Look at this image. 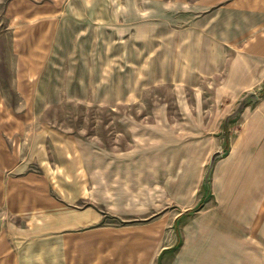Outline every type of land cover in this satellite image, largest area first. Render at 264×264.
Instances as JSON below:
<instances>
[{
  "label": "rangeland",
  "instance_id": "rangeland-1",
  "mask_svg": "<svg viewBox=\"0 0 264 264\" xmlns=\"http://www.w3.org/2000/svg\"><path fill=\"white\" fill-rule=\"evenodd\" d=\"M263 36L264 0H0V264H264Z\"/></svg>",
  "mask_w": 264,
  "mask_h": 264
},
{
  "label": "crops",
  "instance_id": "crops-1",
  "mask_svg": "<svg viewBox=\"0 0 264 264\" xmlns=\"http://www.w3.org/2000/svg\"><path fill=\"white\" fill-rule=\"evenodd\" d=\"M260 9H258L259 11ZM257 11V10H255ZM264 38V36H263ZM207 47V59L208 61H211L213 58H215V40L213 39L212 41L207 42L206 44ZM251 52L248 53L247 50V45H245V51L243 52L241 50V47H238V52H237V68L235 73H233V78L232 80H237L239 81V85L241 90H246V89H253L258 86H262L264 84V43L262 42H257V40L254 41L253 47H251ZM202 52V51H201ZM208 63H212L208 62ZM239 91V90H238ZM262 94H264V87L262 88L261 91ZM251 110H246L244 112V116L246 117L245 123L249 124L250 126H254V142L255 144H260L264 145V133L262 130H264V99L261 100L258 106L254 109V113L251 114ZM228 141V142H227ZM245 142L243 138L239 139L238 141H235V147L240 145V143ZM247 144V141L245 142ZM226 144L229 145V138L226 140ZM245 146V144H244ZM234 149L232 147V150L227 154V159H231L235 156L234 154ZM247 151L249 153L251 152V149L247 145L246 147ZM262 153L264 152V147L261 149ZM253 171V169H251ZM250 175V174H249ZM237 204H240L238 202Z\"/></svg>",
  "mask_w": 264,
  "mask_h": 264
},
{
  "label": "water",
  "instance_id": "water-1",
  "mask_svg": "<svg viewBox=\"0 0 264 264\" xmlns=\"http://www.w3.org/2000/svg\"><path fill=\"white\" fill-rule=\"evenodd\" d=\"M217 156V155H216ZM216 156H214V157H216Z\"/></svg>",
  "mask_w": 264,
  "mask_h": 264
}]
</instances>
